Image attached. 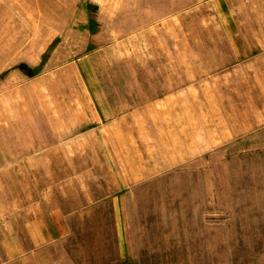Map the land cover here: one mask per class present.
<instances>
[{
    "label": "rangeland",
    "instance_id": "1",
    "mask_svg": "<svg viewBox=\"0 0 264 264\" xmlns=\"http://www.w3.org/2000/svg\"><path fill=\"white\" fill-rule=\"evenodd\" d=\"M0 264H264V0H0Z\"/></svg>",
    "mask_w": 264,
    "mask_h": 264
},
{
    "label": "crops",
    "instance_id": "2",
    "mask_svg": "<svg viewBox=\"0 0 264 264\" xmlns=\"http://www.w3.org/2000/svg\"><path fill=\"white\" fill-rule=\"evenodd\" d=\"M94 102H95V122L94 123L102 124L104 121L113 118L115 111L112 105L105 104V102H103L102 100L94 99Z\"/></svg>",
    "mask_w": 264,
    "mask_h": 264
}]
</instances>
